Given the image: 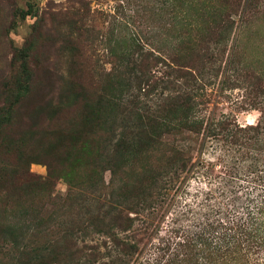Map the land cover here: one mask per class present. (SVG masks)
<instances>
[{
	"label": "rangeland",
	"instance_id": "rangeland-1",
	"mask_svg": "<svg viewBox=\"0 0 264 264\" xmlns=\"http://www.w3.org/2000/svg\"><path fill=\"white\" fill-rule=\"evenodd\" d=\"M185 2L0 0V146L2 141L9 142L10 150H0V160L6 162L10 173L0 182V213L9 220V213L15 214L16 219L24 215L27 225L31 221L44 222L39 241L28 245L26 255L18 252L12 242L7 246L0 239V247L5 248L1 257L8 264H23V256L33 264H46L41 262L48 258L47 253L30 252L36 248L34 245L41 250L52 243L63 246L68 239L72 242L71 253L56 256L60 259L49 264H157L160 248H167L169 243L175 246V228L184 231L195 226L207 212H212L216 198L230 196L226 189L229 175H225L217 159L231 158L229 155L236 153V148H223L213 139L207 140L205 130L204 155L195 158L197 152L194 153L186 169L167 168L168 173H163L158 160H153L155 171L163 176L160 180L155 178L157 184L148 186V190L152 187L153 197L139 207L132 204L138 180L134 171L150 175L149 167L131 159L116 174L110 169L93 168L102 176L92 184L90 163L93 156L100 155V145H105L108 135L89 133V122V137L76 154L77 160L58 161L51 173L46 165L53 146L43 134L57 127L67 130L74 119L80 120L82 107L74 105L86 101L81 99L79 86L87 90L90 101L99 99L103 92L98 74L112 69L113 65L107 63L112 48L131 55L140 47L152 54L151 59L159 61L152 78L183 76L182 82L195 74L193 85L199 106L194 115L204 126L225 119L240 125L257 123L260 114L253 108L264 104V0H200L190 8H185ZM71 18L83 26L71 25ZM71 34L77 40L69 44ZM33 39L37 43L29 59L33 81L26 89L18 80L16 88L22 61L15 59V52ZM144 55L138 58L143 59ZM182 55H186L185 59L194 56L195 60L183 65ZM61 75L66 84H73L77 95L72 105L58 108ZM134 91L135 88L131 93ZM109 92L106 99L111 113L107 119L115 123V137L111 131L113 142L105 148L103 157L113 154L123 138L128 123L125 110L130 107L127 92L122 93L117 83ZM44 106L45 110L39 112ZM134 113L141 114V120L148 116L142 108ZM26 139L30 144L21 152V141ZM166 145L161 152L166 151ZM209 160L216 163L211 169ZM199 162L205 164V171V167H196ZM261 168L264 172V164ZM251 185L249 191L241 194L244 199L256 197L258 186ZM141 186L147 188L146 183ZM9 249L12 251H6ZM177 253H183V249ZM256 258L251 256L246 263L255 264L252 259ZM257 260V264H264V254Z\"/></svg>",
	"mask_w": 264,
	"mask_h": 264
},
{
	"label": "trees",
	"instance_id": "trees-1",
	"mask_svg": "<svg viewBox=\"0 0 264 264\" xmlns=\"http://www.w3.org/2000/svg\"><path fill=\"white\" fill-rule=\"evenodd\" d=\"M198 1L200 0H186L185 8H190ZM71 17L76 18L75 15ZM71 20V25L79 23V21ZM81 25L83 26V24ZM192 31L195 32V27L192 28ZM193 35L191 34L192 38ZM69 38V42H71L69 44L77 40V38L72 37V34ZM36 45L37 43L33 39L27 46L19 48L15 52V59L22 61L18 71L16 88L19 86L17 84L18 80V83H21L26 89L31 86L34 73L29 64V59L35 51ZM61 47H59V50ZM113 49L108 52L110 62H107L113 65L112 69L110 71L104 70L101 75L97 73L99 78L102 79L100 89L103 94L99 99L90 101L87 90L82 85L79 86V90L82 92L80 93L81 99L86 101L83 105H74L75 107H82L80 120L74 119L69 124L71 127L67 130L57 127L59 129L53 131V128L43 134L53 146L50 159L46 162L50 173L58 161L77 160L76 154L82 147L84 139L88 140L89 137L86 131V123L89 122V133L97 131L102 135H108V138L105 139V145H100V155L93 156L90 163L92 166L90 170L93 173L92 184L99 182L102 176L100 173H96L93 168L110 169L116 174V171L118 172L119 169L125 167L131 159H134L135 162H145L149 167L150 175L145 172L134 171V173H138V180L134 187V201L132 204H138L139 207L146 203L148 197H153L152 187L148 190V186L157 184L155 178L160 180L163 176L162 173L155 171L152 166L153 160H158L160 163L158 167L162 169L163 173L167 168L179 167L186 169L187 166H190L194 153L197 152L195 158L204 155L206 143L202 133L205 130L207 140L213 139L223 148L224 146L236 148L234 149L236 153L231 152L229 155L231 158L229 157L226 160L217 159L220 163L218 165L224 168L225 175H229L226 189L230 192V196H224L223 199L216 198L215 206L211 208L212 212H207L202 221L195 226L186 227L184 231L175 228L172 231L175 234V246L172 247L169 243L167 248H160L162 253L159 254L156 262L157 264H160V262H162L161 264H170L172 261L177 264H248L246 260L249 262L251 256L255 255L260 259L264 254V172L261 168L264 164V104L260 108H257L258 106L255 104L253 108L254 111L258 110L260 114L255 124L240 125L235 120L225 119L217 124L211 122L210 125L204 126L203 121L194 115L195 109L199 106L195 99L197 96L193 85V83H196L195 74H190V79H184L182 82L180 78L183 76L170 78L171 75H166L168 78L156 76L152 78V71L156 69L159 62L158 59H151L152 54L141 51L140 47L135 51H131V55L123 52L118 53ZM189 51L197 56L193 50ZM144 53L146 54L144 58L139 59L138 57ZM185 56L182 55L180 60L183 65L195 60L194 56H187L186 59ZM72 67L71 64L70 72ZM170 69L172 68L170 67ZM202 75L200 74V76ZM64 78L65 76L61 75V81H59L61 84L57 86L61 92L58 108L66 104L72 105L77 95L73 84H66ZM150 79L153 80L150 82ZM162 81L163 83L160 84ZM116 83L121 88L122 93L127 92L128 94L127 104L130 107L127 111L125 110L128 123L124 128L123 138H120L118 146H115L114 153L103 157L105 148L112 144L115 137V123L107 119V115L109 116L111 112L107 109L109 102L106 98L107 92L110 91L109 93H111L116 88ZM134 88L136 91L131 93ZM70 97H73L71 103ZM113 97L116 98V95ZM112 104L115 108L112 110L115 111L116 102L114 101ZM46 106L40 107L39 112L44 111ZM141 108L148 113V116H145L146 118L143 120H141V114L134 113V111ZM111 131L113 132V139L110 134ZM164 141L169 143L167 144ZM21 142L20 151L22 152L30 143L28 139ZM130 142L132 143L130 144ZM165 145L167 146L166 151L161 152L162 146L165 147ZM3 148L5 153H8L10 151L9 142L2 141L0 150H3ZM1 152L0 159L3 156ZM24 154L26 153L24 152ZM214 162L209 160L208 166L210 169L216 164ZM5 165L6 162L0 160V182L3 181L6 175L10 174ZM24 166L25 162L22 167ZM196 167H205L204 171L207 169L203 162L197 163ZM209 175L211 176V174ZM221 176L220 174L215 177ZM143 183L147 184V188L141 186ZM251 184L258 186L256 197L253 199L246 197L244 199L241 194L249 191ZM254 188L256 189V187ZM252 205L255 206L254 209H252ZM241 212H243V216H239ZM8 216L12 219L9 220L3 212L0 213V239L7 242V246L9 241L12 242L18 252L26 255L28 254V245L39 241L38 237L44 222L31 221L27 225L28 221L24 222V215L18 216L20 220L16 219L15 214L9 213ZM128 220L131 221L130 218ZM71 245L72 242L68 239L63 246L52 243L45 245V248L41 250H39L38 245H34L36 248L30 252L47 253L50 260L47 258L41 263L49 264L50 261L60 259L61 255L70 254L72 251ZM4 249L0 247V264L9 263L7 259L4 260L1 257V252L3 253ZM181 249H183V253H177ZM8 258L13 259L12 257ZM28 258L23 256L22 260L26 259L23 264H33V261H29ZM257 258L252 259V262L257 264ZM18 262L22 264L20 261Z\"/></svg>",
	"mask_w": 264,
	"mask_h": 264
}]
</instances>
